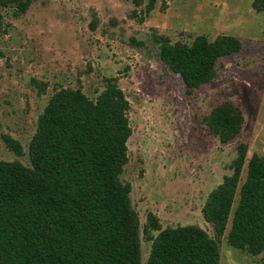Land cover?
Segmentation results:
<instances>
[{
    "label": "rangeland",
    "instance_id": "obj_1",
    "mask_svg": "<svg viewBox=\"0 0 264 264\" xmlns=\"http://www.w3.org/2000/svg\"><path fill=\"white\" fill-rule=\"evenodd\" d=\"M252 2L158 0L148 13L131 0H32L19 15L2 8L0 160L31 165L29 143L56 89L81 87L95 99L115 78L130 103L122 179L131 185L140 221L142 264L151 250L144 232L149 213L162 228L207 230L219 242L220 264H264V252L251 255L229 244L231 219L218 236L202 212L209 193L233 172L241 143L248 149L241 182L249 158L264 155V11ZM154 33L185 43L199 34H229L242 49L221 58L217 76L188 94L181 76L161 60ZM223 100L238 103L245 118L241 132L225 143L203 119ZM6 134L21 142L22 155L9 149ZM238 199L239 193L234 207Z\"/></svg>",
    "mask_w": 264,
    "mask_h": 264
},
{
    "label": "trees",
    "instance_id": "obj_2",
    "mask_svg": "<svg viewBox=\"0 0 264 264\" xmlns=\"http://www.w3.org/2000/svg\"><path fill=\"white\" fill-rule=\"evenodd\" d=\"M148 13L158 0H131ZM32 0H0V33L6 25L2 8L25 12ZM264 11V0H253ZM161 60L193 94L217 76L218 61L242 49L229 34L191 43L172 42L154 33ZM130 103L115 78H108L95 99L81 87H61L50 96L29 143L31 165L0 160V264H142L141 230L132 205L131 185L122 179L132 129ZM204 122L220 141L234 139L245 118L232 100L216 104ZM16 155L21 142L3 136ZM247 144L238 146L231 174L208 195L204 219L222 236L231 219L229 244L251 255L264 252V155L246 163ZM239 199L234 207L236 197ZM158 232L153 235L152 232ZM144 232L151 241L146 264H220L216 238L195 224L162 228L149 213Z\"/></svg>",
    "mask_w": 264,
    "mask_h": 264
}]
</instances>
